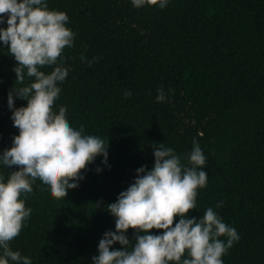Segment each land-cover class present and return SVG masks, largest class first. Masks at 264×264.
Segmentation results:
<instances>
[{
  "label": "trees",
  "instance_id": "obj_1",
  "mask_svg": "<svg viewBox=\"0 0 264 264\" xmlns=\"http://www.w3.org/2000/svg\"><path fill=\"white\" fill-rule=\"evenodd\" d=\"M46 2L67 13L74 33L57 62L69 72L58 82L53 110L66 107L70 126L109 142L108 157L82 170L84 179L64 199L36 179L33 192L21 194L31 215L10 248L32 264H92L103 234L115 231L106 206L134 182L136 169H152L153 147L163 143L188 165L195 139L206 157L207 186L197 189L188 218L213 208L239 235L223 264H264V0H168L163 9L136 8L131 0ZM81 54L100 59L89 66ZM16 64L0 41V153L19 134L8 93L31 82L25 74L24 85L16 84ZM161 87L166 99L157 102ZM13 98L14 108L27 105ZM14 170L0 163L5 182ZM125 235L131 250L137 233L130 228Z\"/></svg>",
  "mask_w": 264,
  "mask_h": 264
},
{
  "label": "clouds",
  "instance_id": "obj_2",
  "mask_svg": "<svg viewBox=\"0 0 264 264\" xmlns=\"http://www.w3.org/2000/svg\"><path fill=\"white\" fill-rule=\"evenodd\" d=\"M131 2L136 8L147 4L163 9L168 0ZM5 18L7 27H0V41L17 62L15 82L24 85L25 74L31 82L8 93L11 119L19 134L13 137L11 147L0 153V163L18 170L11 171L6 182L0 176V264H9V259L16 264H32L29 257L9 246L31 215L21 194H31L33 182L39 179L52 197L64 199L69 189L79 186L84 179L82 170L97 156L103 155V163H107L109 142L82 135L83 125L80 130L70 126L66 107L53 110L61 92L58 82L65 81L69 72L57 62L74 41L73 31L66 27L67 13L50 10L46 0H0V25ZM99 59L87 60L81 54V61L89 66ZM46 66L52 67L50 73L40 70ZM14 93L27 105L14 108ZM157 93V102H163V87ZM132 94L124 92L125 97ZM153 149L152 169H136L134 182L106 206L115 217V231L103 234L92 264H223L222 256L239 240L236 229L226 225L213 208H208L202 218H188L189 211L196 209L197 189L207 186V173L202 170L206 157L199 143L193 140L186 157L190 166L163 143ZM96 171L101 169L97 167ZM222 204L218 202L216 207ZM177 216L179 221L174 223ZM130 228L137 233L131 250L128 246L132 241L125 235ZM152 229L163 231L151 234ZM221 236L227 241L219 239ZM116 242L122 250L112 249ZM186 252L189 258L182 260Z\"/></svg>",
  "mask_w": 264,
  "mask_h": 264
}]
</instances>
